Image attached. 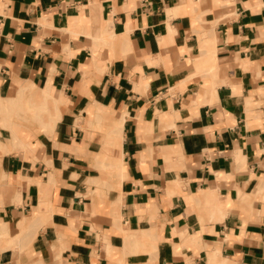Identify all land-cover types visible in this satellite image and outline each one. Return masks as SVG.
I'll use <instances>...</instances> for the list:
<instances>
[{
    "label": "crops",
    "instance_id": "0c3cea01",
    "mask_svg": "<svg viewBox=\"0 0 264 264\" xmlns=\"http://www.w3.org/2000/svg\"><path fill=\"white\" fill-rule=\"evenodd\" d=\"M0 264H264V0H0Z\"/></svg>",
    "mask_w": 264,
    "mask_h": 264
},
{
    "label": "rangeland",
    "instance_id": "374dc122",
    "mask_svg": "<svg viewBox=\"0 0 264 264\" xmlns=\"http://www.w3.org/2000/svg\"><path fill=\"white\" fill-rule=\"evenodd\" d=\"M26 88H25V90H26ZM28 89H30V86H28ZM44 99H41L40 97H38L37 100L34 99V98H31L30 101L28 100V102H26V103L24 102L23 103L30 110V115H31L32 118L38 117V114L36 113L35 109L37 107L42 106V104H43L42 102L44 101ZM25 116H28V115H25Z\"/></svg>",
    "mask_w": 264,
    "mask_h": 264
},
{
    "label": "bare ground",
    "instance_id": "6f19581e",
    "mask_svg": "<svg viewBox=\"0 0 264 264\" xmlns=\"http://www.w3.org/2000/svg\"><path fill=\"white\" fill-rule=\"evenodd\" d=\"M23 84V83H22ZM27 86L26 85H21L20 87H19V90L21 91V92H24L25 91V88H26ZM7 107V106H6ZM4 108V107H3ZM8 108V107H7ZM31 116V115H30ZM33 116V115H32ZM27 117H25V119H26ZM28 119V118H27ZM30 121V120H29ZM17 142V141H16ZM19 143V142H18Z\"/></svg>",
    "mask_w": 264,
    "mask_h": 264
}]
</instances>
